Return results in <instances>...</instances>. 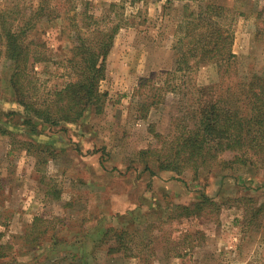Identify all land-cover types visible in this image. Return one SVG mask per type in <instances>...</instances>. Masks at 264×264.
<instances>
[{
  "label": "rangeland",
  "instance_id": "1",
  "mask_svg": "<svg viewBox=\"0 0 264 264\" xmlns=\"http://www.w3.org/2000/svg\"><path fill=\"white\" fill-rule=\"evenodd\" d=\"M210 3L225 8L221 23L234 37L239 79L264 77V0H0L8 20L35 18L28 34L46 59L32 74L43 96L70 81L73 19L84 34L121 26L100 84L103 112L90 108L77 124L35 134L23 123L14 67L0 43V232L14 247L3 264H57L67 251H79L82 264H264V211L245 221L264 203V169L229 163L226 153L178 175L149 159L146 170L140 155L163 147L160 137L189 118L196 88L225 76L226 63L195 58L178 70L181 47L201 46ZM206 196L215 206L202 216L175 209ZM112 227L138 230L139 257H107V245H98Z\"/></svg>",
  "mask_w": 264,
  "mask_h": 264
},
{
  "label": "trees",
  "instance_id": "2",
  "mask_svg": "<svg viewBox=\"0 0 264 264\" xmlns=\"http://www.w3.org/2000/svg\"><path fill=\"white\" fill-rule=\"evenodd\" d=\"M48 7L47 3L41 4L38 14L41 15ZM208 8L211 13L206 18L207 31L200 33L197 40L201 46L181 47L182 59L178 62V70L190 69L191 58H195L198 64L226 63L225 76L218 83L195 89L196 97L191 104L189 118H182L170 136L160 137L163 147L141 151L146 170L152 168L147 163L149 159L161 171L178 175L187 170L198 172L226 153L233 154L229 163L264 169V77L253 73L247 80L239 79L232 65L234 37L221 23L225 8L215 3H210ZM6 13L0 10V43L4 46L6 57L12 61L14 70L10 82L18 103L27 113L23 123L32 127L30 132L37 133L39 127L45 129L77 124L86 117L90 108L97 113L103 112L106 93L101 92L100 84L106 77V62L121 26L109 27L107 24L105 31L96 29L84 34L77 19H73L78 31L76 44L66 59L70 81L43 96L38 94L32 74L35 64L46 59V55L33 48L36 43L28 34L35 18L31 16L18 23L17 18L8 20ZM180 42L183 43V40ZM186 44L189 45V42ZM3 132L6 134V131ZM213 206L215 202L206 196L194 206L177 205L175 209L179 216H202L207 208ZM263 211L264 203L252 217L246 218L247 225H251L254 217ZM137 231L109 228L98 246L106 244V253L112 258L117 255L139 257L141 251L138 246L142 242H135ZM2 239L0 232V261H3L0 264L12 256L14 249ZM37 240V237L28 239L31 242L29 245L34 246ZM78 253L67 251L68 256L57 264H82ZM177 256L182 255L178 253Z\"/></svg>",
  "mask_w": 264,
  "mask_h": 264
},
{
  "label": "crops",
  "instance_id": "3",
  "mask_svg": "<svg viewBox=\"0 0 264 264\" xmlns=\"http://www.w3.org/2000/svg\"><path fill=\"white\" fill-rule=\"evenodd\" d=\"M106 253V252H105ZM107 257L109 258V256L107 255ZM112 259H114V260H116L117 261V257L116 258H112ZM123 261V260H122ZM118 262H121V261H118ZM117 262V263H118Z\"/></svg>",
  "mask_w": 264,
  "mask_h": 264
}]
</instances>
